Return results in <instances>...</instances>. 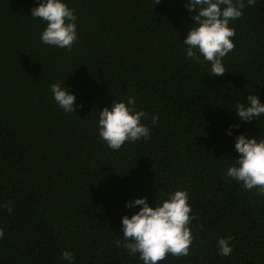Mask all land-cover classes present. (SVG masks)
Wrapping results in <instances>:
<instances>
[{
    "label": "trees",
    "instance_id": "1",
    "mask_svg": "<svg viewBox=\"0 0 264 264\" xmlns=\"http://www.w3.org/2000/svg\"><path fill=\"white\" fill-rule=\"evenodd\" d=\"M40 2L0 0V264H69L64 250L71 264H143L115 244L122 218L142 207L126 204L155 207L178 189L194 240L189 255L160 264H264V197L225 175L238 135L264 137V116L243 122L235 108L253 94L264 103V0L230 21L222 76L186 55L199 11L188 0H65L77 16L71 50L41 41L46 22L31 17ZM55 83L75 94V112L56 103ZM129 96L151 135L112 150L99 112Z\"/></svg>",
    "mask_w": 264,
    "mask_h": 264
},
{
    "label": "clouds",
    "instance_id": "2",
    "mask_svg": "<svg viewBox=\"0 0 264 264\" xmlns=\"http://www.w3.org/2000/svg\"><path fill=\"white\" fill-rule=\"evenodd\" d=\"M256 2L257 0H188V11L194 12L197 8L199 11L193 15L194 24L183 40L187 57L197 63H209L212 76L224 75L227 69L223 59L235 48L233 37L236 33L230 26V21L239 19L243 15V9ZM158 3L160 0H155V4ZM31 17L46 22V28L40 36L44 44L71 50L78 38L77 16L65 0H42L38 7L31 10ZM51 92L56 103L65 112L76 111V96L65 86L52 84ZM235 108L237 116L243 122H251L254 118L264 116V103H261L259 95H249L246 103H238ZM145 119L147 113L137 110L135 97L117 100L99 112V137L112 150H119L129 141L136 142L142 138L147 140L151 133L150 128L142 122ZM158 119V115L153 116L152 124H156ZM239 126H231L228 134H232V127ZM235 149L239 158L227 169L225 175L241 182L247 190L255 188L257 195L264 197V137L249 138L241 133L236 138ZM188 201L187 191L181 189L170 192L168 198L158 201L155 207L149 204L147 197L129 201L126 204L129 208L142 207L131 216L125 215L122 218L123 240L117 239L116 246L122 245L132 256L139 254L143 264H160L169 255H189L194 240L190 223L194 216ZM9 205L10 202H5L3 207L12 212ZM4 235V230L0 228V238ZM231 239L222 237L217 241L222 256L231 255ZM61 256L69 264L75 259L68 250H64Z\"/></svg>",
    "mask_w": 264,
    "mask_h": 264
}]
</instances>
